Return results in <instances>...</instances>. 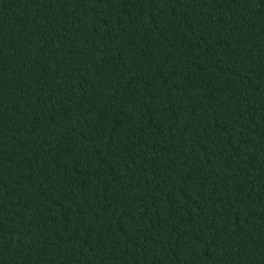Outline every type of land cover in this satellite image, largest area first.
<instances>
[{"label":"trees","instance_id":"16d2710c","mask_svg":"<svg viewBox=\"0 0 264 264\" xmlns=\"http://www.w3.org/2000/svg\"><path fill=\"white\" fill-rule=\"evenodd\" d=\"M0 264H264V0H0Z\"/></svg>","mask_w":264,"mask_h":264}]
</instances>
